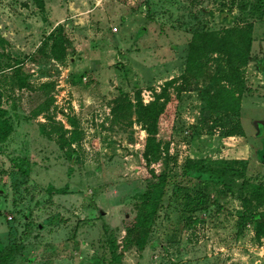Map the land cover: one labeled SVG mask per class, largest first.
Returning <instances> with one entry per match:
<instances>
[{"label":"rangeland","instance_id":"rangeland-1","mask_svg":"<svg viewBox=\"0 0 264 264\" xmlns=\"http://www.w3.org/2000/svg\"><path fill=\"white\" fill-rule=\"evenodd\" d=\"M246 24L238 117L201 118L196 88L214 83L221 59L206 53L182 84L192 35ZM170 80L174 112L160 120V154L147 161L134 105L155 101ZM71 119L79 139L69 148ZM3 123L11 129L1 140L0 128L7 264H264V238L248 220L261 209L242 207L254 187L264 189V0H0ZM190 159L222 161L242 178L208 163L191 179ZM151 171L166 176L154 225L144 243L123 248Z\"/></svg>","mask_w":264,"mask_h":264},{"label":"trees","instance_id":"trees-1","mask_svg":"<svg viewBox=\"0 0 264 264\" xmlns=\"http://www.w3.org/2000/svg\"><path fill=\"white\" fill-rule=\"evenodd\" d=\"M251 42V24L243 26L231 27L223 32L221 36L212 33H194L188 45V55L185 65V74L181 78L183 84L186 74L192 72L194 68H202L201 58L206 53L218 56L220 63L217 65L214 74V83L203 86V89L196 90L201 94L205 101V108L201 118H207L208 111L223 110L228 115L232 112L238 117L240 108V95L244 86L242 77L243 68L246 66L249 58V49ZM18 66V65H17ZM16 67L15 69H18ZM18 72V71H17ZM19 74L15 73L13 80L19 83L16 85L22 88L24 81L19 78ZM176 83L170 80L163 85L161 93L156 95L155 101L144 105L139 99L134 105L136 121L142 125L146 134L143 158L147 161L156 160L160 154V145L156 139L160 120L173 115L172 110L167 108L169 102H173L174 98L167 95V89ZM227 84L223 86V84ZM222 84V85H221ZM230 86V89L229 87ZM232 88V90H231ZM187 91L185 88H179L178 93ZM178 96V94H177ZM176 96V98H177ZM163 99V103H159ZM73 130L69 133L68 147L79 139V133L76 129V121H69ZM0 128L5 132L1 133V140H4L10 133V127L7 123H3ZM226 136L235 135L236 132L231 129L227 131ZM67 160L74 161L75 154L72 149L65 154ZM208 163L220 164L225 166V171L229 174L242 178L240 173L233 171L231 167L225 165L222 161H210L206 159L188 160L184 166L183 174L191 179L200 180L201 175L209 172ZM24 172V168H21ZM151 177L154 181L149 184L148 191L144 195V199L140 205L137 214L132 223L125 229L124 247L128 245L144 243L150 229L154 225L155 217L160 202L164 196L166 176L155 174L151 171ZM254 202L259 212H253L249 215V219L255 226V237L257 239L264 238V189L254 187L250 196L242 200V207L245 211H249L251 204ZM249 208V209H248ZM250 212V211H249ZM109 251L111 254V262H118L120 255H115V245L109 243ZM12 256V250L0 255V264H7Z\"/></svg>","mask_w":264,"mask_h":264},{"label":"crops","instance_id":"crops-1","mask_svg":"<svg viewBox=\"0 0 264 264\" xmlns=\"http://www.w3.org/2000/svg\"><path fill=\"white\" fill-rule=\"evenodd\" d=\"M257 124V123H256ZM260 126L257 125V128L259 129ZM263 129L262 127H260V130Z\"/></svg>","mask_w":264,"mask_h":264}]
</instances>
